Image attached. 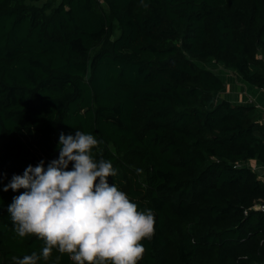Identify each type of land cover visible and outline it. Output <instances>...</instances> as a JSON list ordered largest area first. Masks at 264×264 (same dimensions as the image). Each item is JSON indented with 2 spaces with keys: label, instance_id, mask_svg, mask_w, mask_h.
Instances as JSON below:
<instances>
[{
  "label": "trees",
  "instance_id": "16d2710c",
  "mask_svg": "<svg viewBox=\"0 0 264 264\" xmlns=\"http://www.w3.org/2000/svg\"><path fill=\"white\" fill-rule=\"evenodd\" d=\"M0 0V264L19 237L3 191L91 132L116 183L154 214L138 264H264V123L218 95L217 65L264 90V0ZM71 164L69 165V168ZM139 169L140 171H137ZM38 264H75L53 249Z\"/></svg>",
  "mask_w": 264,
  "mask_h": 264
},
{
  "label": "clouds",
  "instance_id": "9594fccd",
  "mask_svg": "<svg viewBox=\"0 0 264 264\" xmlns=\"http://www.w3.org/2000/svg\"><path fill=\"white\" fill-rule=\"evenodd\" d=\"M140 3L147 7L144 0ZM100 143L91 132H62L55 159L27 165L3 186L4 192L24 189L7 206L15 234L35 236L44 244L39 254L12 257L14 264H38L53 249L75 264H138L142 259L141 241L154 233L153 211L138 209L116 183L108 182L118 170L111 160L93 154Z\"/></svg>",
  "mask_w": 264,
  "mask_h": 264
},
{
  "label": "crops",
  "instance_id": "0c3cea01",
  "mask_svg": "<svg viewBox=\"0 0 264 264\" xmlns=\"http://www.w3.org/2000/svg\"><path fill=\"white\" fill-rule=\"evenodd\" d=\"M222 68V67H221ZM217 74L224 83V90L220 93V99H225L233 105L254 106L260 112V119L264 123V90L253 89L244 84L239 77L229 71H221ZM251 169L257 174V177H264V166L258 165L251 161L247 163Z\"/></svg>",
  "mask_w": 264,
  "mask_h": 264
},
{
  "label": "rangeland",
  "instance_id": "374dc122",
  "mask_svg": "<svg viewBox=\"0 0 264 264\" xmlns=\"http://www.w3.org/2000/svg\"><path fill=\"white\" fill-rule=\"evenodd\" d=\"M211 69H213V71L216 73V74H219V73H223V72H221V71H227V70H225V69H223V68H221L220 66H217V65H211ZM220 95V94H219ZM218 95V97H220Z\"/></svg>",
  "mask_w": 264,
  "mask_h": 264
},
{
  "label": "built area",
  "instance_id": "2783aa9c",
  "mask_svg": "<svg viewBox=\"0 0 264 264\" xmlns=\"http://www.w3.org/2000/svg\"><path fill=\"white\" fill-rule=\"evenodd\" d=\"M260 180H261V183L264 185V177L260 178ZM255 209H259V210L264 211V206L255 207Z\"/></svg>",
  "mask_w": 264,
  "mask_h": 264
}]
</instances>
